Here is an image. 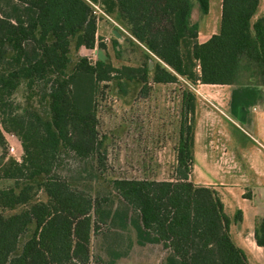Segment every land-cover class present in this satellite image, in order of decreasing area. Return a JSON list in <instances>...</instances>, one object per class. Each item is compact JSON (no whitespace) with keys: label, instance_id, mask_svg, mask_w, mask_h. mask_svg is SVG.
<instances>
[{"label":"trees","instance_id":"obj_1","mask_svg":"<svg viewBox=\"0 0 264 264\" xmlns=\"http://www.w3.org/2000/svg\"><path fill=\"white\" fill-rule=\"evenodd\" d=\"M89 1L97 0H0V145L4 130L22 146L20 161L0 155V180L14 183L0 186V264H89L97 217L110 215L115 201L120 206L112 217L119 226L162 243L165 264H249L231 239V220L215 189L189 179L193 92L181 91L184 119L173 180L105 174L95 100L103 81L150 78L166 84L184 78L229 85V108L236 115L238 105L254 103L264 86V16L255 17L260 0H221L218 30L203 42L191 19L192 0H109L107 11L117 10L143 62L116 68L81 56L69 68L71 47L96 42ZM195 1L201 15L208 12L209 0ZM20 84L27 99L39 93L41 108L27 102L19 112L10 109ZM69 154L87 166L89 190L60 174ZM39 190L45 199L36 197ZM240 219L237 211L235 221ZM254 238L264 246V218Z\"/></svg>","mask_w":264,"mask_h":264},{"label":"rangeland","instance_id":"obj_2","mask_svg":"<svg viewBox=\"0 0 264 264\" xmlns=\"http://www.w3.org/2000/svg\"><path fill=\"white\" fill-rule=\"evenodd\" d=\"M98 1L104 12L129 32L119 19L115 8L113 11H107L109 0ZM215 3L216 0L212 2V8L215 7ZM96 16L98 20L95 45L92 48L81 46L77 50L71 47L69 68L81 56L92 63L97 59L108 60L116 68L139 67L144 57L136 41H132L130 35L118 29L103 14L99 13ZM206 18L207 14L201 15L197 2L192 0V21L203 24ZM113 30L117 32V35ZM184 88H189L194 95L202 92L199 89L201 86H194L184 78L166 84L153 83L150 78L147 82H141L138 79H113L100 83L95 105L99 119V133L104 136L106 175L158 180H173L176 177V149L181 121L184 119L181 99V91ZM223 88L213 87L210 91L221 95ZM26 96V88L24 84H20L9 98L10 109L19 112V108L27 102L32 107L41 108L39 93H35L28 99ZM217 106L221 107V105ZM8 108L6 107L7 111H9ZM221 109L226 113L230 111L228 104L222 105ZM214 110L219 112L217 109ZM200 112L203 113L201 109ZM227 115L231 120L236 121L231 111ZM198 121L201 134L204 135V131L210 134L208 129L211 128V139L214 140L216 139L213 134L214 128L224 125V121L213 113L199 117ZM187 122L192 123L189 115H187ZM3 135L5 142L2 146L0 145V155L6 158L20 157L22 146L17 136L4 130ZM10 146L14 147L13 150H10ZM64 158L59 170L60 174L72 179L79 187L89 190L91 187L83 180L84 176L87 177L85 174L87 166L72 154ZM195 172L194 180L199 177V169L197 168ZM13 184L12 180H0V186ZM100 192L105 191L100 190ZM36 197L45 199L46 196L42 190H39ZM119 206V203L115 201L112 207L110 206V215L97 217V228L92 233L89 244L91 255L89 264H165L164 257L167 250L162 243L153 242L151 235L146 232H143L145 238L140 239L133 227L122 229L119 226L120 222L112 217L113 211ZM139 240L142 241L141 244L138 243Z\"/></svg>","mask_w":264,"mask_h":264},{"label":"crops","instance_id":"obj_3","mask_svg":"<svg viewBox=\"0 0 264 264\" xmlns=\"http://www.w3.org/2000/svg\"><path fill=\"white\" fill-rule=\"evenodd\" d=\"M213 1L209 0L206 20L203 24L198 23V42L205 41L218 30L221 0H216L212 8ZM260 15L264 16V0L259 1L255 17ZM192 85L201 86L202 92L194 95L195 127L190 178L196 184L215 189L224 212L231 220L229 233L232 241L243 250L249 264H264V246L258 245L254 238L257 222L264 218V86L259 87L262 91L254 103L240 104L246 111L245 122L241 123L236 115V121L231 120L227 115L230 111H221L222 105L229 106V85L200 82ZM213 87H224L222 94L211 92ZM211 113L224 121L223 126L214 128L215 140L211 139V128L208 129L210 134L204 131L203 135L197 124L199 117ZM197 168L199 177L194 180ZM237 211L241 212L240 221H235Z\"/></svg>","mask_w":264,"mask_h":264},{"label":"built area","instance_id":"obj_4","mask_svg":"<svg viewBox=\"0 0 264 264\" xmlns=\"http://www.w3.org/2000/svg\"><path fill=\"white\" fill-rule=\"evenodd\" d=\"M89 3H90L91 8H92V14L95 16L96 24H97V20H98L96 14L101 13L104 16H106L108 19H110L114 23V25H116L118 27V29H120L121 31H123L125 34L130 35V33L125 28H123L118 22L114 21L109 15H107L104 12V10L99 5V1L98 0L97 1H89ZM13 148H14L13 146H10V150H13ZM14 159L17 160V161H20L21 156L20 157L19 156H16V157H14Z\"/></svg>","mask_w":264,"mask_h":264},{"label":"water","instance_id":"obj_5","mask_svg":"<svg viewBox=\"0 0 264 264\" xmlns=\"http://www.w3.org/2000/svg\"><path fill=\"white\" fill-rule=\"evenodd\" d=\"M245 107L243 105H238L237 111H236V119L237 121L244 123L245 122Z\"/></svg>","mask_w":264,"mask_h":264}]
</instances>
